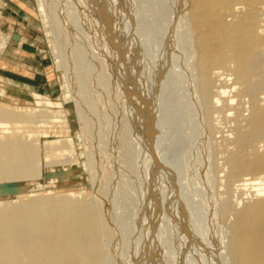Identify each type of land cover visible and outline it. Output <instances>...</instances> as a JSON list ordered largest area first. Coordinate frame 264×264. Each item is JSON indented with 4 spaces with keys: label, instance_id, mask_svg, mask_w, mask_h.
I'll use <instances>...</instances> for the list:
<instances>
[{
    "label": "bare ground",
    "instance_id": "bare-ground-1",
    "mask_svg": "<svg viewBox=\"0 0 264 264\" xmlns=\"http://www.w3.org/2000/svg\"><path fill=\"white\" fill-rule=\"evenodd\" d=\"M36 2L45 30L66 24L73 41L53 49L94 150L111 122L96 117L93 88L122 102L139 185L100 193L86 152L92 192H53L76 174L75 141L46 130L69 122L63 104L33 93L34 112L0 105V264H264V0ZM24 44L0 30V55ZM10 189L45 194L13 200ZM128 194L136 215L146 209L137 236L121 213Z\"/></svg>",
    "mask_w": 264,
    "mask_h": 264
},
{
    "label": "rangeland",
    "instance_id": "rangeland-1",
    "mask_svg": "<svg viewBox=\"0 0 264 264\" xmlns=\"http://www.w3.org/2000/svg\"><path fill=\"white\" fill-rule=\"evenodd\" d=\"M5 1L7 5H4V8L2 9L4 17H0V30L2 33L9 36L13 34L20 35L25 43H33L34 47H30L27 44H24V46L20 48L8 45L4 55H0V91H4L2 97L0 96V105H7L10 108H17L18 110L21 109L26 112H34L38 109V107L35 103L36 100L32 97L33 93L45 96L54 102L62 103L63 108L61 110L64 111L62 114L66 116L69 122L51 123L49 125L50 127L46 128V130L50 132L51 135L58 134L64 137L72 138L75 141L74 146H76V148L74 147V149L76 150L75 153L77 154V157L72 158V165L75 168L76 174L64 180L63 178H60V180L57 179L58 182H56L52 191L57 193L63 191L82 190L86 193L92 192L90 187L89 170L85 168V164L87 163V159L85 157L86 152H92L94 154L96 152L94 155L95 163L98 165L97 167L99 171H103V173L98 174V179H96V183L100 188V193L105 191L106 194L108 192L112 180H114V183L122 180L125 183L128 182L130 184L139 185L137 175H132V164L125 160L123 146L121 145L120 136L126 129L120 123L123 115L122 109L124 110L122 102L114 94H110V97H107L105 93L101 95L102 90L100 87H96L97 90H95V87V89L93 88L94 91L92 93V98L94 99V103L98 105L97 108L99 107L98 109L100 110H98L100 118L99 116L96 117H98L104 126L108 121L111 122V127L108 126V128L106 126V129V127L103 126L105 133L106 130H108L106 135L111 132L109 133L110 135L108 134L110 137L107 135L108 138H106L107 141L105 142V151H98V149L96 151L94 150V146L97 145V140L94 143V141L91 140V137L88 136V138L86 136V124L81 116L80 109L75 105V102L70 99V97H67V93L65 92L67 91L65 73L67 72L64 71L57 63V58L53 49V43L55 42H60L62 48L65 50L69 48L71 49L73 45L71 42L73 41L70 40V34H68L66 27H64L66 24L62 25L59 33H57L56 30L54 31V34L56 35L54 37L52 30H45L43 27L39 17V8L36 0ZM73 38L74 37H72V39ZM97 91L101 93L99 94ZM69 93L71 95V91H69ZM102 96L105 98L104 102ZM111 96L113 97L111 98ZM107 98L113 99V102L112 100L110 102L109 99L110 103H107ZM97 103H102V106ZM107 104L110 105L107 106ZM104 106H106L107 109ZM103 107L106 111H109L104 112ZM57 110L58 109H53L52 111L53 113H59ZM85 111L87 114V109ZM103 112L108 115L103 114ZM101 113L103 116L100 115ZM96 117L94 115V122L99 123L97 122L99 120L96 121ZM103 117H107V121ZM21 130L33 132L38 131L39 128L33 125H25L22 126ZM44 163L45 162L43 160L41 162L42 172L45 175L46 168ZM34 183L38 184L39 181L31 179L18 182L17 184L32 185ZM112 185L114 184L112 183ZM194 186L195 185L192 186L193 189H195V187L198 188V185ZM200 188L201 187H199V189ZM7 192L10 193L9 196H11L13 200H18L23 197L28 198V196L38 197L45 194V192L40 189H26L24 191H14L10 189V191L8 190ZM107 194H110V192ZM134 195L128 194L126 196L125 203L123 202V204H126L125 206L129 207L128 209L121 211V213L125 220V227L133 228V226H135L136 232L134 233V236H137L138 234H141L143 229L146 227V209L141 207L142 212L139 215H136L134 207L130 206L134 199ZM105 203L108 205V201H105ZM153 264H155V261H153Z\"/></svg>",
    "mask_w": 264,
    "mask_h": 264
}]
</instances>
